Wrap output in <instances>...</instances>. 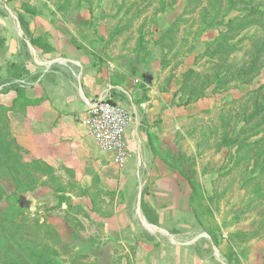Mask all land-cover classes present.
Masks as SVG:
<instances>
[{
    "label": "rangeland",
    "instance_id": "rangeland-1",
    "mask_svg": "<svg viewBox=\"0 0 264 264\" xmlns=\"http://www.w3.org/2000/svg\"><path fill=\"white\" fill-rule=\"evenodd\" d=\"M41 36L91 47L155 160L207 175L197 204L232 216L238 233L264 231V0H0V95L38 86L46 62L31 39ZM33 61L36 75L19 78ZM9 112L0 103V264H135L107 226L130 198L118 180L126 165H110L84 125L82 163L48 164L19 142ZM136 163L140 175L153 168L145 151Z\"/></svg>",
    "mask_w": 264,
    "mask_h": 264
},
{
    "label": "crops",
    "instance_id": "crops-1",
    "mask_svg": "<svg viewBox=\"0 0 264 264\" xmlns=\"http://www.w3.org/2000/svg\"><path fill=\"white\" fill-rule=\"evenodd\" d=\"M33 48L44 54L46 62L39 69L42 75L38 86H21L23 96L12 88L0 95V103L10 108L11 127L23 147L53 166H76L90 150L83 138L82 123L91 103L99 98L120 103L114 98L112 84L101 80L87 55L91 47H53L50 53ZM12 64H18V56L12 58ZM25 67L32 76L40 66ZM147 105L142 107L146 109ZM130 109L137 111L136 107ZM142 133L134 122L127 131L130 158L118 180L124 185L122 194L130 198L107 225L113 224L112 231L118 230V242L134 248L135 264H264V231L258 235L238 233L234 225H229L232 216L223 217L208 202L197 204L202 194L208 201L209 189L203 187L207 175L191 177L176 172L161 158L155 160L145 147ZM88 138L97 147L94 139ZM143 151L153 168L140 175L134 168ZM105 158L117 166L111 155ZM195 176H199L201 187L193 182Z\"/></svg>",
    "mask_w": 264,
    "mask_h": 264
},
{
    "label": "built area",
    "instance_id": "built-area-1",
    "mask_svg": "<svg viewBox=\"0 0 264 264\" xmlns=\"http://www.w3.org/2000/svg\"><path fill=\"white\" fill-rule=\"evenodd\" d=\"M133 118L130 108L99 98L91 103L83 122L89 137L119 167H124L130 158L127 131Z\"/></svg>",
    "mask_w": 264,
    "mask_h": 264
},
{
    "label": "trees",
    "instance_id": "trees-1",
    "mask_svg": "<svg viewBox=\"0 0 264 264\" xmlns=\"http://www.w3.org/2000/svg\"><path fill=\"white\" fill-rule=\"evenodd\" d=\"M19 19H20L21 24L23 26L27 25L26 24V20L23 18V16H20ZM31 45L43 50V52H45V53H50V52H53V50H54L52 44L47 42V40H46V38L44 36H41V37H38V38L33 37L31 39ZM28 74H29L28 70L26 69L25 73L22 76H19V78L27 77ZM13 88L15 89V91H17L19 93L20 96H23V94H24V89L23 88L18 87V86H14ZM143 206H144L145 212L147 214H150L145 203H143ZM151 220H152V218H151Z\"/></svg>",
    "mask_w": 264,
    "mask_h": 264
},
{
    "label": "water",
    "instance_id": "water-1",
    "mask_svg": "<svg viewBox=\"0 0 264 264\" xmlns=\"http://www.w3.org/2000/svg\"><path fill=\"white\" fill-rule=\"evenodd\" d=\"M143 78L148 84L153 83L154 78L152 74L145 72L143 73ZM18 205L23 210H31L33 202L30 201L26 196L21 195L18 197Z\"/></svg>",
    "mask_w": 264,
    "mask_h": 264
},
{
    "label": "bare ground",
    "instance_id": "bare-ground-1",
    "mask_svg": "<svg viewBox=\"0 0 264 264\" xmlns=\"http://www.w3.org/2000/svg\"><path fill=\"white\" fill-rule=\"evenodd\" d=\"M149 227V226H148ZM151 228V227H150ZM151 230H154L153 228Z\"/></svg>",
    "mask_w": 264,
    "mask_h": 264
}]
</instances>
